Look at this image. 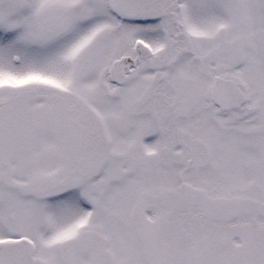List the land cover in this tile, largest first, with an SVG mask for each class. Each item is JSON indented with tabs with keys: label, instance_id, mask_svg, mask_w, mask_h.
Listing matches in <instances>:
<instances>
[{
	"label": "snow or ice",
	"instance_id": "1",
	"mask_svg": "<svg viewBox=\"0 0 264 264\" xmlns=\"http://www.w3.org/2000/svg\"><path fill=\"white\" fill-rule=\"evenodd\" d=\"M0 264H264V0H0Z\"/></svg>",
	"mask_w": 264,
	"mask_h": 264
}]
</instances>
